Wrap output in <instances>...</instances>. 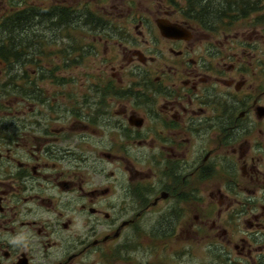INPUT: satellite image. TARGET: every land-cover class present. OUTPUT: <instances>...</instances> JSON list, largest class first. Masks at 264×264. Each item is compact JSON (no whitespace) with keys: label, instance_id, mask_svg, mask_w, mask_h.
<instances>
[{"label":"flooded vegetation","instance_id":"1","mask_svg":"<svg viewBox=\"0 0 264 264\" xmlns=\"http://www.w3.org/2000/svg\"><path fill=\"white\" fill-rule=\"evenodd\" d=\"M15 42L0 264H264V0H0Z\"/></svg>","mask_w":264,"mask_h":264},{"label":"trees","instance_id":"2","mask_svg":"<svg viewBox=\"0 0 264 264\" xmlns=\"http://www.w3.org/2000/svg\"><path fill=\"white\" fill-rule=\"evenodd\" d=\"M38 17V15H32L31 16V19H30V23L31 24H37L38 23V19L36 18ZM5 23H7L6 21H4ZM18 22H21L18 21ZM11 23H15V21H12ZM14 27L15 29L11 32V36H14V35H18L19 34V37L15 36V37H6V33H7V24H6V27H5V37L4 39H8L7 41H10V40H16V41H20L23 39V36H21L23 34V31L19 30L18 31V34L17 32H15L16 30H18L19 28H16V24H10L9 25V28H12ZM15 32V33H14ZM36 39V42L38 41L37 38ZM18 42H15L16 43V49L15 52H11V51H6V47H3L2 48V52L0 53V56H1V60L3 61L4 65L6 66V70L8 71L7 69V66L8 65H14V64H17V63H12L14 62V58H20L19 56L22 55L24 56V52L26 50V47H24L23 45H20L18 44ZM33 48V47H31ZM31 57L33 58V50H31ZM36 65H38V62H36ZM23 66V65H21ZM14 80L16 81L13 85L14 89L17 90L18 88H25L27 86V83H26V78L24 76H19L18 78L15 77ZM28 82V86L30 88H37L39 86V81L37 79H33L32 82L31 81H27ZM6 87L7 85H0V90H2L3 92H6Z\"/></svg>","mask_w":264,"mask_h":264},{"label":"rangeland","instance_id":"3","mask_svg":"<svg viewBox=\"0 0 264 264\" xmlns=\"http://www.w3.org/2000/svg\"><path fill=\"white\" fill-rule=\"evenodd\" d=\"M181 2V1H180ZM179 2V3H180ZM182 4L183 3H180V5L182 6ZM177 17H179V16H177ZM112 51H111V54H112V52L114 53V52H117V49H111ZM102 51V48H100V52ZM32 79H34V78H30V80H32ZM5 80L4 79H1L0 80V85L4 82ZM4 84V83H3ZM51 87V89H54V87L51 85L50 86ZM50 87H48V88H50ZM12 96H14V95H11V96H9V92H3L2 90H0V107H2L3 106V109H0V116L1 117H3V118H6V114L10 111L9 109H7V110H5L4 109V105H6L7 104V102H8V99H10Z\"/></svg>","mask_w":264,"mask_h":264},{"label":"water","instance_id":"4","mask_svg":"<svg viewBox=\"0 0 264 264\" xmlns=\"http://www.w3.org/2000/svg\"><path fill=\"white\" fill-rule=\"evenodd\" d=\"M161 27H162V29H163V28H165L166 26H163V25H162Z\"/></svg>","mask_w":264,"mask_h":264}]
</instances>
